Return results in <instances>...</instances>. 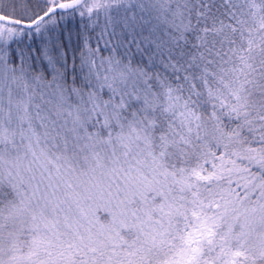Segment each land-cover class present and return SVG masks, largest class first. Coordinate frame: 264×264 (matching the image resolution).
<instances>
[{"label": "snow or ice", "instance_id": "6c2138e0", "mask_svg": "<svg viewBox=\"0 0 264 264\" xmlns=\"http://www.w3.org/2000/svg\"><path fill=\"white\" fill-rule=\"evenodd\" d=\"M0 264H264V0H0Z\"/></svg>", "mask_w": 264, "mask_h": 264}, {"label": "trees", "instance_id": "16d2710c", "mask_svg": "<svg viewBox=\"0 0 264 264\" xmlns=\"http://www.w3.org/2000/svg\"><path fill=\"white\" fill-rule=\"evenodd\" d=\"M68 27L73 30L75 33L78 32V31H81L80 29V26H79V22L78 21H75V22H72L68 25ZM76 36V35H75ZM80 43V41H78ZM93 45H95V40H93Z\"/></svg>", "mask_w": 264, "mask_h": 264}, {"label": "rangeland", "instance_id": "374dc122", "mask_svg": "<svg viewBox=\"0 0 264 264\" xmlns=\"http://www.w3.org/2000/svg\"><path fill=\"white\" fill-rule=\"evenodd\" d=\"M72 32H73V38H72V41H71V47L72 48H75V47H78V45L80 44L79 42H78V40H77V38H76V36H75V32L72 30ZM102 54H104V55H107V52H104V53H102Z\"/></svg>", "mask_w": 264, "mask_h": 264}]
</instances>
